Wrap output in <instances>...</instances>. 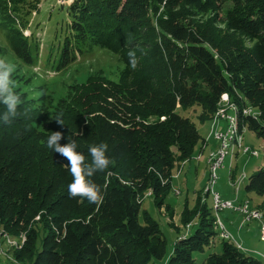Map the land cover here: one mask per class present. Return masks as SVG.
Wrapping results in <instances>:
<instances>
[{
    "label": "trees",
    "instance_id": "1",
    "mask_svg": "<svg viewBox=\"0 0 264 264\" xmlns=\"http://www.w3.org/2000/svg\"><path fill=\"white\" fill-rule=\"evenodd\" d=\"M9 1L11 6L0 0V22L10 47L25 65L37 64L38 49L21 29L27 0ZM67 10L73 33L56 70L99 47L117 54L126 73L117 83L100 85L95 101L78 96L87 117L73 118L72 128L59 123L62 130L54 131H63L66 142L76 140L86 162L89 146L106 144L111 163L91 178L101 190L99 201L71 197L72 176L36 125L43 121L50 129L48 119L33 117L19 94L18 115L0 118V228L26 236L13 257L0 255V264H264V253L243 251L224 237L221 252L215 251L222 232L199 199L181 219L185 223V213L195 208L196 223L176 236L168 254L159 222L140 201L151 189L155 204L162 205L174 161L190 159L205 140L180 108L199 106L200 121L212 122L228 93L240 129L264 139V0H70ZM247 102L258 111L245 113ZM96 110L101 114L91 116ZM6 111L0 104V114ZM245 187L263 197L264 209V166Z\"/></svg>",
    "mask_w": 264,
    "mask_h": 264
},
{
    "label": "rangeland",
    "instance_id": "2",
    "mask_svg": "<svg viewBox=\"0 0 264 264\" xmlns=\"http://www.w3.org/2000/svg\"><path fill=\"white\" fill-rule=\"evenodd\" d=\"M69 1L27 0L23 11V19L27 22L25 26L21 25V29L25 35L29 36L30 41H33V49H38V62L31 66L25 65L16 58L9 44L8 29L0 22V61L15 65L11 80L17 95L24 94L23 106L33 112V117L39 115V119L45 120V117L48 119L46 124L50 129L43 128V121L36 124L44 137L49 136L55 127L62 130V126H58L59 122L55 120L57 116L63 119V122L66 123L64 126L68 128H72L71 120L73 118L80 120V115L87 117V114H85L86 108H82L78 104V96L84 99L87 96L86 98L89 97L90 100L95 101L96 94H93L98 91L100 85L108 87L114 82H119L126 71V66L117 54L99 47H95L85 54L77 55V59L64 70H56L55 66L59 60L65 39L67 37L72 38L73 33L70 27L71 18L67 10ZM7 3L11 6L9 0H7ZM202 18H200L201 22L203 21ZM191 20L193 19L191 18ZM194 20L196 21V19ZM220 27L223 30L226 29L225 24H220ZM35 43H37L36 47ZM128 49L130 50V48ZM245 108L248 111H258L250 102H247ZM179 111L183 115L187 114L192 118L202 137L207 140V145L204 148L205 140L198 142L195 146L194 155L190 159L180 158L174 161L169 174L172 182L171 190L162 205L155 204L156 200L151 189H148L140 197L142 208L147 210L159 222L167 240L168 254L173 249L176 236L188 233L189 228L196 223L200 211L195 210V208L186 211L185 215L188 219L186 218L185 223L181 219L185 208L187 206L194 207L198 199L201 204L206 203L215 216H218L225 225L224 231L219 226L216 227V230L222 232L223 235L218 234L219 238L216 240L215 251L221 252L220 242L221 238L224 237L231 239L243 251L264 253V239L261 238L258 225L260 221L253 219L242 224L243 215L239 211L232 208L215 210L213 193H209V189V191L206 190L210 175V166L206 159L210 151L217 146L212 134V130L217 124H213L211 119L205 122L200 121L198 114H200L201 108L199 106L187 110L180 108ZM98 113L100 111L96 110L90 115L94 116ZM42 114L44 116H41ZM242 134L244 145L257 150L259 154L250 156V153L243 154L237 151L233 157L228 155L225 165L217 171L218 178L214 189L223 198L232 199L236 206L240 204L239 201L249 200L253 209H256L259 208L263 197L254 191H248L245 184L252 173L264 166V139L246 127H243ZM61 140V144L67 143L64 134ZM42 141L40 140L38 144L42 145ZM43 145L45 146L44 143ZM249 157L251 158L248 159ZM61 159L65 163V172L69 177L71 173L66 164L67 160L62 156ZM233 171L236 173L235 177L232 176ZM162 181L164 182L165 179L163 178ZM68 183H70L69 179ZM259 209L264 215V209ZM36 227L40 230L41 235L42 224L37 222ZM0 233L2 250L6 252L7 256L13 257L22 248L26 231L20 230L14 234L10 230L0 228ZM224 233L228 234L230 238L225 237ZM158 264H166V261L164 260L163 263L159 262Z\"/></svg>",
    "mask_w": 264,
    "mask_h": 264
},
{
    "label": "clouds",
    "instance_id": "3",
    "mask_svg": "<svg viewBox=\"0 0 264 264\" xmlns=\"http://www.w3.org/2000/svg\"><path fill=\"white\" fill-rule=\"evenodd\" d=\"M132 65H135L136 59L129 54ZM15 70V65L10 62L0 61V104L6 108V113L0 114V118L7 119L18 115V106L21 98L17 95L14 84L11 80V74ZM64 124L63 120L57 116L55 119ZM63 133L52 131L47 137V148L54 153H59L66 158L68 170L71 173L72 180L68 184V193L71 197L87 199L90 202H97L101 199V190L91 179L95 172L109 167L111 161L107 155V145L98 143L91 145L88 152L91 155V161L86 162L85 155L78 150V143L74 139L61 144Z\"/></svg>",
    "mask_w": 264,
    "mask_h": 264
},
{
    "label": "bare ground",
    "instance_id": "4",
    "mask_svg": "<svg viewBox=\"0 0 264 264\" xmlns=\"http://www.w3.org/2000/svg\"><path fill=\"white\" fill-rule=\"evenodd\" d=\"M226 108L230 109L228 132H227V143L222 144V136H216V131L219 128V126H217L218 123L221 124V111L226 109ZM237 111H238L237 105L231 101L228 93H224L222 95L220 101H219V107L217 108V111L213 115V120H212L213 124H215V125L217 124L215 126L214 130H212V132L214 133V137L216 139V142H217L216 147H220V152L224 156V160H226L228 155H231V157H233L235 152L239 151V145H244L242 130L238 126L237 119H236ZM252 150L256 153V156L259 154V152L257 150H254V149H252ZM212 160H213V149L210 151V153L207 157V161H208V164L210 166L208 189L210 190V193L211 192L213 193L214 209L218 211V191L214 189L215 184H209L211 181ZM208 189H206V190H208ZM232 209H239V205L236 206L232 202ZM253 212L256 214H262L258 209H253ZM217 222H218L219 228L222 231H224L225 225H223V222L220 220V218L218 216H217ZM261 224H264V215L263 214L261 217ZM224 236L228 237V234L224 233ZM0 237H1V235H0ZM261 238L264 239V235H261ZM0 255H7L6 252L2 250L1 246H0Z\"/></svg>",
    "mask_w": 264,
    "mask_h": 264
},
{
    "label": "built area",
    "instance_id": "5",
    "mask_svg": "<svg viewBox=\"0 0 264 264\" xmlns=\"http://www.w3.org/2000/svg\"><path fill=\"white\" fill-rule=\"evenodd\" d=\"M245 113H249L246 108H244ZM229 113L230 109L226 108L221 111V124L219 125L218 130L216 131V136H222V144L227 143V132H228V123H229ZM239 152L243 154H249L256 156V153L248 145H239ZM225 165L224 156L220 152V147L213 149V160H212V171H211V181L209 184H215L218 178V169ZM208 189V187H207ZM232 199L223 198L222 195L218 192V210L225 208H232ZM243 215L242 224L249 222L250 220L256 219L260 221L259 231L260 235H264V224H261L262 214H256L253 212V206L250 205L249 200L240 202L239 209H235ZM221 220V219H220Z\"/></svg>",
    "mask_w": 264,
    "mask_h": 264
},
{
    "label": "crops",
    "instance_id": "6",
    "mask_svg": "<svg viewBox=\"0 0 264 264\" xmlns=\"http://www.w3.org/2000/svg\"><path fill=\"white\" fill-rule=\"evenodd\" d=\"M205 142H206V144L204 145V148H205V146L207 145V140L205 139ZM248 159H250V158H248ZM248 159L246 160V162L248 161ZM206 162H207V159H206ZM208 171H209V169H208ZM243 201V200H242ZM242 201H239V203L240 202H242ZM242 223V222H241ZM258 225H259V223H258Z\"/></svg>",
    "mask_w": 264,
    "mask_h": 264
}]
</instances>
